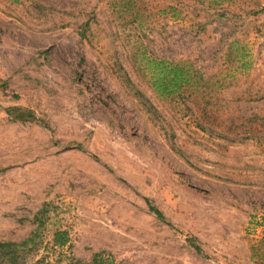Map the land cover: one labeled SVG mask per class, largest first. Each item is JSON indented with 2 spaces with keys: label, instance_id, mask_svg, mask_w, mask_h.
<instances>
[{
  "label": "rangeland",
  "instance_id": "obj_1",
  "mask_svg": "<svg viewBox=\"0 0 264 264\" xmlns=\"http://www.w3.org/2000/svg\"><path fill=\"white\" fill-rule=\"evenodd\" d=\"M125 1L0 0V242L45 210L29 260L263 264L264 126L248 119L264 99L239 93L264 89V0H132L138 21ZM241 46L251 67L205 111L158 97L141 60L215 72ZM55 231L61 254L45 248Z\"/></svg>",
  "mask_w": 264,
  "mask_h": 264
},
{
  "label": "trees",
  "instance_id": "obj_2",
  "mask_svg": "<svg viewBox=\"0 0 264 264\" xmlns=\"http://www.w3.org/2000/svg\"><path fill=\"white\" fill-rule=\"evenodd\" d=\"M122 6L124 11L131 13L135 21L140 20L141 14L137 10L135 2L132 0H126ZM170 11L175 13L173 6H170ZM85 25H89V22ZM234 42H238L234 39L229 47ZM248 53L246 52V46L241 48H231L230 52H226L224 60L226 61L224 70H216L215 72H208L205 69L194 66L189 61H174L165 59L162 57H147L142 56L146 70L149 75V86L153 92L160 98L169 99L172 102L183 103L184 108L189 111L187 103L198 102L203 103L202 111H205L207 106H215L220 101L219 94L222 90L229 89L231 87L238 86V74L246 73L250 66L247 60ZM137 98L145 105L147 100L140 91H135ZM239 95L245 97L247 101H259L264 99V89L257 90L255 92L251 90L240 91ZM197 97L200 99L197 100ZM240 101V100H238ZM150 113L155 115L156 108L150 103L147 108ZM16 113L13 118L19 121L36 120L34 113L30 111H24L19 108L13 109ZM12 116L11 112H8ZM207 115V114H206ZM250 124H260L264 126V117L253 115L248 119ZM231 125H229L230 127ZM48 128V126H45ZM198 127L205 130L204 126L198 124ZM148 206V210L156 216L160 221H165L162 212L156 208L149 200H145ZM45 210H40L34 215L35 229L32 234L21 242L5 241L0 242V264H52L49 262L47 256L42 255L40 258L30 257L37 253L39 248L42 247L43 239L42 234L45 229L44 217ZM169 225V224H168ZM68 236L66 232L55 231L52 234L51 242L45 246L48 250H59L58 254L68 244ZM192 247L197 253H201L199 246L194 244L193 240H189ZM264 242V240H263ZM72 264H79L74 258L71 260ZM109 256L104 257V253H96L93 255L89 264H111ZM264 264V263H263Z\"/></svg>",
  "mask_w": 264,
  "mask_h": 264
}]
</instances>
